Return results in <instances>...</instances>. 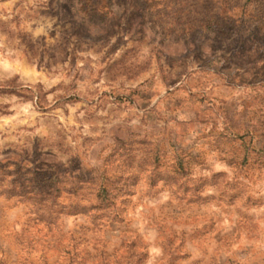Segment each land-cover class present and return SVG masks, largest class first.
Returning <instances> with one entry per match:
<instances>
[{
	"label": "rangeland",
	"instance_id": "obj_1",
	"mask_svg": "<svg viewBox=\"0 0 264 264\" xmlns=\"http://www.w3.org/2000/svg\"><path fill=\"white\" fill-rule=\"evenodd\" d=\"M245 3L0 0V264H264V8ZM41 172L51 217L21 195ZM84 181L115 206L85 214Z\"/></svg>",
	"mask_w": 264,
	"mask_h": 264
},
{
	"label": "trees",
	"instance_id": "obj_2",
	"mask_svg": "<svg viewBox=\"0 0 264 264\" xmlns=\"http://www.w3.org/2000/svg\"><path fill=\"white\" fill-rule=\"evenodd\" d=\"M249 1H253L257 8H259L261 11L263 10L264 6L262 3H260V0H247V3H245L244 7L248 4ZM212 22L213 19L208 18L207 22L205 23V26H210ZM78 100L79 99L77 97H73V98H69L67 101L76 102ZM251 153H252L251 151L246 150V154L243 159L248 158L249 154ZM33 175H34L33 178L29 181L28 184L33 185V183L37 180V177H39V179H42V186L39 188H32L31 186L29 190L23 188L24 190L21 192V195L30 197V199L34 202V204H36L35 201H38L40 204L48 203L51 212L46 211L45 213L44 212L42 213L43 215L46 214V216L48 215L51 217L52 215H54L53 209L56 207L55 205L57 204V199H58L57 194H59V190H60L59 181H57L54 178L55 175L53 173L52 174L46 173L45 175V173L41 172ZM84 182L90 184V187L88 189H90L93 196V201L83 207L84 209L89 208L88 210L84 211L85 214L90 215V213L87 212H90V210H92L93 212L95 211L93 216H96L97 211H105L115 206L116 201L118 199V195L113 194L111 188H108V186H105V184L103 183L94 185V183L92 182H88V181H84ZM81 188L82 187H80V189ZM73 194L76 196V193ZM41 202H45V203H41ZM40 206L42 209H45L46 207V205L45 206L40 205Z\"/></svg>",
	"mask_w": 264,
	"mask_h": 264
},
{
	"label": "clouds",
	"instance_id": "obj_3",
	"mask_svg": "<svg viewBox=\"0 0 264 264\" xmlns=\"http://www.w3.org/2000/svg\"><path fill=\"white\" fill-rule=\"evenodd\" d=\"M13 119H15V118H13ZM3 128V124H0V129H2ZM0 144H2V141H0Z\"/></svg>",
	"mask_w": 264,
	"mask_h": 264
}]
</instances>
